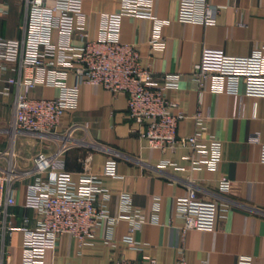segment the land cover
Masks as SVG:
<instances>
[{
	"label": "crops",
	"instance_id": "1",
	"mask_svg": "<svg viewBox=\"0 0 264 264\" xmlns=\"http://www.w3.org/2000/svg\"><path fill=\"white\" fill-rule=\"evenodd\" d=\"M122 0H84L85 28L91 38L99 37L105 14L116 13ZM219 13L216 23H187L180 19L181 0H154V17H122V41L139 47L142 64L152 68L160 85L166 78L178 77V87L168 88L166 97L179 104L189 116L201 111L206 131L201 141L209 144L215 138L222 143V158L216 170L201 165L191 170L201 154L191 155L189 148L177 147L167 152L149 147L141 137L140 127L128 115V99L101 86L80 84L76 75L69 83L79 88V105L61 118L59 137L30 133L14 135V87L0 84V149L12 148L13 157L1 159L6 168L12 160L20 178L15 183L17 206L13 222L19 226L23 216L34 225L38 213L26 208L25 202L35 175L33 159L39 152L54 154L66 142L67 169L74 181L81 174L100 176L109 197L105 200L108 218L101 221L92 241L81 246L72 235L64 234L48 241L45 264H111L117 261H145L150 257L158 264H238L242 256L252 257V264H264V96L247 94L245 83L237 93L214 89L212 79L199 81L198 73L206 69L218 75L223 57H249L264 53V0H208ZM22 0H9L0 15V37H22ZM161 26L164 48L152 44L155 30ZM54 31V41H59ZM78 36L74 45H81ZM8 71L4 78L14 76ZM59 89L38 87L36 97L54 98ZM196 122L182 120L178 136L197 133ZM258 134L260 144L249 142ZM70 135V137H69ZM70 138H73L70 139ZM71 142V143H70ZM73 144V145H72ZM118 157V178L103 175L110 157ZM169 161L186 169L173 167L160 170ZM191 177L201 187L199 195L212 199L219 190L220 179L230 180L231 202L215 230L190 229L178 212V199L188 192L186 179ZM130 197V208L122 195ZM102 198V197H101ZM138 211L144 223L134 232L137 246L124 238L133 226L124 215ZM129 212V213H130ZM25 233L18 230L9 241L6 264H23ZM183 262V263H182ZM1 264V256H0Z\"/></svg>",
	"mask_w": 264,
	"mask_h": 264
},
{
	"label": "built area",
	"instance_id": "2",
	"mask_svg": "<svg viewBox=\"0 0 264 264\" xmlns=\"http://www.w3.org/2000/svg\"><path fill=\"white\" fill-rule=\"evenodd\" d=\"M8 1L0 0V15ZM22 4V37H0V84L4 82L15 89L14 119L10 126L14 135L60 136L62 116L79 105V88L69 83L74 74L80 84L101 86L112 93L126 95L128 115L140 127L141 137L147 139L150 148L163 152L177 147L189 148L191 155L199 153L202 156L193 162L192 171L204 164L211 170L218 168L222 143L215 138L209 139V144L201 141L206 131L203 113L199 111L189 116L177 102L166 97L168 88L178 87V77H168L160 85L152 68L142 64L138 45L122 41V17L153 18L154 0H122L118 12L105 14L104 27L97 38H91L85 28L84 0H22ZM218 13V8L208 0H181L180 19L184 22L213 25ZM161 26H157L152 40L156 48L165 47ZM55 30L60 34L57 42L53 39ZM75 36L82 41L81 45L73 44ZM8 71L15 75L4 78ZM208 78L218 91L237 93L243 82L248 95L264 96V53L256 51L249 57H223L218 75L212 76L206 69L198 73L200 82ZM38 87H54L59 89V94L50 99L36 97L34 92ZM188 118L196 122L198 131L193 136L179 137V123ZM249 142L260 144V136L252 135ZM70 147L66 142L54 154L39 152L33 159V169L24 172V176L35 175L24 205L38 213L39 220L34 225L28 216H23L19 226L13 222V209L17 206L14 185L20 174L10 159L6 168L0 165L1 264H6L9 241L18 230L26 235L23 264H45L48 241L69 234L84 246L92 241L101 221L109 217L104 202L109 193L100 176L85 172L77 182L73 180L63 157ZM13 155L12 148L0 149V160ZM261 160L264 162V145ZM168 166L177 171L186 170L169 161L163 162L159 169ZM117 169L118 157H110L103 175L118 178ZM185 181L188 192L178 199L184 231L215 230L218 221L226 217L231 202L228 197L230 180L220 179L219 190L213 193L212 199L199 195L201 187L197 181L191 177ZM130 200L128 195H122L127 207ZM129 212L124 216L133 226L124 240L136 247L133 234L144 223V217L138 211ZM111 264L158 263L150 257L145 261L124 260ZM238 264H252V257L242 256Z\"/></svg>",
	"mask_w": 264,
	"mask_h": 264
}]
</instances>
